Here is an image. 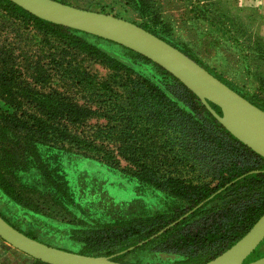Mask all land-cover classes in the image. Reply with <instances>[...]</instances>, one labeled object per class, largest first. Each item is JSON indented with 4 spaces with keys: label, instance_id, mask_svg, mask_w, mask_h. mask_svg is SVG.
I'll use <instances>...</instances> for the list:
<instances>
[{
    "label": "rangeland",
    "instance_id": "374dc122",
    "mask_svg": "<svg viewBox=\"0 0 264 264\" xmlns=\"http://www.w3.org/2000/svg\"><path fill=\"white\" fill-rule=\"evenodd\" d=\"M57 1L147 26L264 108V40L254 42L247 35H226L214 28L205 13L211 7H205L203 0ZM99 43L126 54L117 45ZM133 67L141 74L157 75L150 64L138 62ZM133 80L134 73L113 66L108 58L20 20L0 4V82L11 91L0 97V117L49 119L50 140L40 149L44 157L48 151L55 153L59 169L53 186L30 163L21 132L0 139V213L18 230L46 245L81 254V245L69 236L70 227L134 222L157 210L169 213L184 205L140 185L132 175L133 163L144 162L159 174L160 169L189 180H206L202 173L191 172V155L177 152L179 143L186 142L170 126V112L158 101L143 103L150 98L144 89L133 87ZM66 100L89 110L86 122L74 128L66 125L61 108ZM65 131L90 141L91 148L85 149L96 152V160L62 153ZM117 261L195 264L179 255L154 252L146 244ZM0 264L42 263L0 240Z\"/></svg>",
    "mask_w": 264,
    "mask_h": 264
},
{
    "label": "trees",
    "instance_id": "16d2710c",
    "mask_svg": "<svg viewBox=\"0 0 264 264\" xmlns=\"http://www.w3.org/2000/svg\"><path fill=\"white\" fill-rule=\"evenodd\" d=\"M0 4L20 20L38 24L53 35L70 38L76 44L108 58L113 66L134 73L136 80L132 81L133 87L144 89L147 97L150 98L148 101L144 99L143 103L151 104L158 101L164 106L165 111L170 112L173 117L169 119L170 126L175 133L183 136L186 142V145H183L184 142L179 143L176 147L177 152L191 155V172L198 171L202 173V178L206 179L205 181L200 178L189 180L178 173L160 169L159 174L144 162L133 163L135 169L132 175L140 185L164 192L169 197L182 201L184 205L169 213L157 210L153 215L134 222L70 227L69 236L81 245V254L112 256L115 252L148 240L204 202L200 208L176 225L145 243L151 245L154 252L179 255L184 257L187 263L204 264L234 245L264 214V158L231 135L216 121L198 97L180 81L142 55L121 45L36 18L9 0H0ZM139 26L168 42L147 26ZM99 41L117 45L126 51V54L121 55L107 50ZM181 51L189 56L187 52ZM189 57L199 63L192 56ZM138 62L152 65L157 75L137 72L133 66ZM212 75L225 83L218 75ZM2 84L0 82V97L4 99L2 93L8 96L11 91ZM226 85L233 89L230 85ZM247 100L264 110L256 102ZM210 105L221 115L219 107L212 103ZM52 106L53 103H49L47 108L51 111ZM61 108L68 127H78L87 121L86 115L89 114V110L86 107H79L72 100H66ZM48 120L36 119L32 122L29 116H2L0 139H6L8 136L15 138L21 132L23 138L27 140L30 163L39 170L49 184L56 186L59 169L55 166V153L48 151L44 157V152L40 149V146L50 140ZM63 142L66 147L63 148L62 153L67 155L74 153L88 160H96L97 153L85 149L91 148V142L85 138L82 139L76 134H71L70 131H65ZM81 145L84 146L83 149ZM8 190L12 191V188ZM62 193L66 194L65 191ZM0 215L10 223L1 213ZM27 236L34 238L31 235ZM123 255L114 260L117 261V258ZM261 257H264V241L244 263Z\"/></svg>",
    "mask_w": 264,
    "mask_h": 264
},
{
    "label": "water",
    "instance_id": "95a60500",
    "mask_svg": "<svg viewBox=\"0 0 264 264\" xmlns=\"http://www.w3.org/2000/svg\"><path fill=\"white\" fill-rule=\"evenodd\" d=\"M41 20L121 45L163 68L194 93L231 135L264 158V110L231 89L180 49L139 25L113 15L85 10L57 0H9ZM219 107L221 115L210 105ZM197 205L148 240L160 236L200 208ZM0 240L44 264H125L115 257L133 251L139 242L113 256L84 255L46 245L13 227L0 215ZM264 241V214L234 245L204 264H264V257L244 263Z\"/></svg>",
    "mask_w": 264,
    "mask_h": 264
},
{
    "label": "crops",
    "instance_id": "0c3cea01",
    "mask_svg": "<svg viewBox=\"0 0 264 264\" xmlns=\"http://www.w3.org/2000/svg\"><path fill=\"white\" fill-rule=\"evenodd\" d=\"M206 18L226 35H247L251 41L264 40V0H203ZM206 22H208L206 20ZM238 38V37H236Z\"/></svg>",
    "mask_w": 264,
    "mask_h": 264
}]
</instances>
